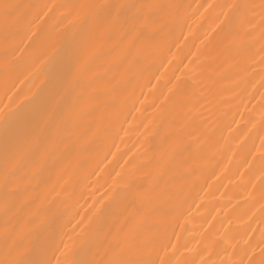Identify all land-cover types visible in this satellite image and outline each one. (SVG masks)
<instances>
[{"label":"bare ground","instance_id":"6f19581e","mask_svg":"<svg viewBox=\"0 0 264 264\" xmlns=\"http://www.w3.org/2000/svg\"><path fill=\"white\" fill-rule=\"evenodd\" d=\"M50 2L51 0H0V106L7 104L9 98L13 101L11 110L0 117V167L26 143L32 144L24 167L17 174L25 182L24 186L17 191L0 186V228L6 225L10 229L7 235H0V260L5 259L9 249L15 246L24 250L20 264H55L60 252L71 243V264H103L106 250L116 246L117 235L125 230L129 214L135 206L132 189L111 188V181L114 179L111 170L115 168L119 171L121 166H126L125 161L133 165L139 174L136 186H143L150 199L157 196L161 198L158 214L165 217L163 225L149 226L154 244L151 255H145L142 249L134 251L128 257L129 264H155L160 243L174 229H177L176 235L180 237V243L177 245L178 251L171 254L174 255L172 264H198L201 254H205V259L210 264H222L229 254H243L246 249L243 240L247 235H253L248 233L250 227L256 229L252 242L264 239L261 235L264 216L257 213L252 218L253 223L243 222L250 215L254 202L243 200L248 191V173L240 166L248 151L258 149L259 139L264 137V129H260L259 124L251 132L248 131L249 122L259 120V105L254 109L245 99L243 103L247 111L245 107L238 111L226 107L228 117L223 122L216 121L212 124L213 130L203 144L198 139L208 123H212L208 120L212 115L209 109L213 107L214 91L210 86L217 78L219 62L222 61L219 50L223 47V38L213 47L208 46L206 55L202 57L203 66L196 74L201 76L204 83L196 87L198 82L189 80L185 85L184 94H194L193 104L197 105L190 132V137L193 138L186 142L179 154L178 163L153 181L157 164L155 154L163 147L171 128L183 118V113L178 108H173L160 124L154 119V106H162L163 96L167 95V81L175 70L165 64L168 67L165 72L163 64L166 50L171 48L175 52L176 43L182 39L179 26H166L161 31L142 34V39L146 42L163 41L164 48L159 54H148L141 59L138 62V73L120 89L132 91L138 102V111L130 113L129 109H125L117 121L104 125L102 131L90 141L86 154L80 159V170L71 186L62 191L59 186L63 185L60 180L62 170L75 159L80 137L88 134L96 125L111 101L101 98L93 112L70 124L56 140L55 146L49 149L57 125L62 120L67 105L71 103L69 98L58 101L55 90L60 79L67 74L83 51L92 24L88 22L74 29L69 28L67 34L57 36L54 22L62 18L54 12L40 23L36 34L30 37L37 23L38 11ZM54 2L58 5V10L62 11L65 7L79 4L81 0ZM93 2L114 3L115 0ZM175 2L222 5L225 0ZM247 2L249 0H241V3ZM214 22L215 15L211 9L204 14L203 19L189 21L192 35L187 42H183L181 53L189 46H199V38ZM126 23L127 20L123 19L122 24ZM242 26L240 18H236L229 30L239 31ZM118 38L119 33L114 34L113 39ZM53 43L55 51L49 63L37 71L41 57ZM260 45L258 37L249 38L245 49L251 57L259 59ZM201 51L205 52V49L202 48ZM177 63L178 61H173V65ZM176 70L179 71V68ZM204 84L209 87L204 88ZM201 88L204 90L201 91ZM231 115L235 116L239 128L231 123ZM212 120H216V117L212 116ZM241 140L244 141L243 144H240ZM230 147L235 151V156L229 152ZM110 151L115 159L109 155ZM45 152L48 155L43 167L37 175H31L33 165ZM106 157L111 163L105 161ZM259 167H264V162ZM242 172L244 177L240 178ZM44 191L46 199L42 198ZM5 201H8L7 208L3 206ZM101 204L103 206L92 217L84 233L79 234L81 225L77 222L82 216L90 215ZM182 216L184 218L180 219ZM17 233L20 235L17 236Z\"/></svg>","mask_w":264,"mask_h":264},{"label":"snow or ice","instance_id":"6c2138e0","mask_svg":"<svg viewBox=\"0 0 264 264\" xmlns=\"http://www.w3.org/2000/svg\"><path fill=\"white\" fill-rule=\"evenodd\" d=\"M209 9L215 15V22L199 38V46L196 44L194 47L189 46L181 53L183 42H187L189 36L192 35L189 21L196 22L203 19ZM54 12L62 18V20L57 19L54 22L57 36L67 34L69 28L74 29L88 22H92V24L83 51L75 59L67 74L60 79L55 90L58 101L69 98L71 103L67 105L64 116L57 125L56 133L50 140L49 149L55 146L56 140L70 124L93 112L101 98H108L111 101L96 125L88 134L80 137L79 151L75 159L62 170L60 180L63 185H67L66 187L59 185L63 192L71 186L80 170V159L86 154L90 141L102 131L104 125L117 121L125 109H129L130 113L138 111L136 107L138 102L132 91H121L120 89L138 73V62L141 59L148 54H159L164 48L163 41H144L142 34L145 32H158L166 26H179L182 30V39L176 43L175 52L169 48L164 53V71H168L165 64L174 67L175 70L167 81V95L163 96L162 106H154L156 113L154 119L160 124L169 110L173 108H178L183 113V118L171 128L163 147L155 154L157 164L153 177L154 182L178 163L180 152L188 139L193 138L190 137V132L193 127V113L197 111V105L193 104L194 94L191 96L184 94L185 85L189 80L198 82L196 87H200L204 83L201 76L196 74L197 70L203 66L202 57L206 55L207 47H213L221 38H223V47L219 52L222 61L219 62L217 78L210 86L214 89L212 92L213 107L209 109L212 115L208 118L212 123H208L202 130L198 138L199 143L203 144L208 139L210 131L213 130L212 124H215L216 121L223 122L228 117L229 113L225 111L226 107L238 111L239 108L245 107L243 103L245 99L248 100V105L254 109L257 104L259 105V120L249 122L248 131L251 132L255 129L257 124L260 125V129H264V0H249L247 3H241V0H225L222 5L212 3L206 5L201 3L181 4L176 3L175 0H168V2H164V0H115L114 3L98 4L93 0H81L79 4L65 7L62 11L58 10V5L54 0H51L38 11L37 23L34 25L30 37L36 34L40 23L47 20ZM236 18H240L243 26L239 31H230V26ZM123 19L127 20L126 24H122ZM185 30H187V35H185ZM116 33H119V38L113 39ZM257 37L261 40L259 59L251 57L245 49L247 40ZM209 41H211V45H209ZM202 48L205 49V52L201 51ZM54 51L55 43L50 45L47 52L41 57L36 68L37 71L49 63ZM173 61H178V63L173 65ZM177 68L179 71L176 70ZM157 83H159V78H157ZM208 87L209 85L204 84V88ZM203 90L201 88V91ZM13 95L15 94L13 93ZM12 107L13 101L9 98L7 104L0 106V117L4 116ZM245 111H247V107H245ZM212 116H215L216 120H212ZM231 123L239 128L235 116L231 115ZM243 142L241 140L240 144ZM259 145L258 149L254 148L248 151L247 157L240 165L244 168V172L248 173V191L244 194L243 200L254 202L250 215L243 221L244 223L249 221L253 223L252 218L256 217L257 213L264 216V167H259L264 162V137L259 139ZM31 147V142L26 143L5 161L3 167H0V186L10 191H17L24 186L25 182L19 179L17 174L23 169ZM236 147L238 148L239 144ZM116 150L119 151L118 148ZM229 152L233 156L236 155L231 147ZM47 155L48 153L45 152L41 159L33 165L31 175L35 176L39 173ZM109 155L115 159L111 151ZM105 161H108V157L105 158ZM124 164L126 166H121L119 171H116L115 168L111 170V174L114 176L111 188L132 189L135 206L129 214L130 219L125 230L117 235L116 246L106 250L103 264H129V255L139 249H142L145 255H151L154 244L152 242L153 233L149 230V226L165 223V217L158 214L161 198L157 196L150 199L143 186H136L139 174L135 167L129 165L127 161ZM244 172L240 173V178L244 177ZM221 174H223V169ZM30 196L31 194H29V198ZM42 198H47L46 191L42 193ZM3 206L7 208L8 201H5ZM102 206L103 204L94 208L87 217L80 218L77 222L81 225L79 234L84 233L88 224L91 223L92 217L100 211ZM196 207L198 208L199 205ZM182 218L184 216L180 219ZM212 219L214 220L215 217ZM177 227H180L179 221ZM9 231L10 229L5 225L0 228V235H7ZM176 231L177 229H174L160 243L156 251L155 264H172L174 255L171 254L178 251L177 245L180 243V237L176 235ZM255 232L256 229L249 228L248 233L253 235H247V238L243 240V244L246 245L243 254H229L223 259L222 264H264V239L252 242ZM19 235L20 233H17V236ZM261 235L264 237V229L261 230ZM72 249L71 243L66 245L57 257L55 264H71ZM233 251L235 252V248ZM23 254V249L13 246L9 249L5 259L0 260V264H20V257ZM208 254L210 255L211 252ZM198 264H210V261L205 259V254H201Z\"/></svg>","mask_w":264,"mask_h":264}]
</instances>
